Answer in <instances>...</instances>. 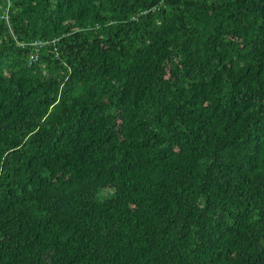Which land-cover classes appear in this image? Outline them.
Returning <instances> with one entry per match:
<instances>
[{"label":"trees","instance_id":"trees-1","mask_svg":"<svg viewBox=\"0 0 264 264\" xmlns=\"http://www.w3.org/2000/svg\"><path fill=\"white\" fill-rule=\"evenodd\" d=\"M0 264H264V0H0Z\"/></svg>","mask_w":264,"mask_h":264},{"label":"bare ground","instance_id":"bare-ground-1","mask_svg":"<svg viewBox=\"0 0 264 264\" xmlns=\"http://www.w3.org/2000/svg\"><path fill=\"white\" fill-rule=\"evenodd\" d=\"M5 18H7V16H5ZM51 43L52 42L44 40V39H35L31 42L18 41V42H16V45L18 47H21V48H25V47L31 46V45H37L38 48L40 49V48H44L48 44L50 45ZM28 54L31 55V53H28Z\"/></svg>","mask_w":264,"mask_h":264},{"label":"rangeland","instance_id":"rangeland-1","mask_svg":"<svg viewBox=\"0 0 264 264\" xmlns=\"http://www.w3.org/2000/svg\"><path fill=\"white\" fill-rule=\"evenodd\" d=\"M101 191H102V189L99 191V193H100ZM111 191H112L111 188H107V189L105 190V192H103V195H106V194L110 193ZM98 198L101 199L102 196L99 194V195H98Z\"/></svg>","mask_w":264,"mask_h":264},{"label":"built area","instance_id":"built-area-1","mask_svg":"<svg viewBox=\"0 0 264 264\" xmlns=\"http://www.w3.org/2000/svg\"><path fill=\"white\" fill-rule=\"evenodd\" d=\"M31 58L32 59L36 58L35 54H31Z\"/></svg>","mask_w":264,"mask_h":264}]
</instances>
